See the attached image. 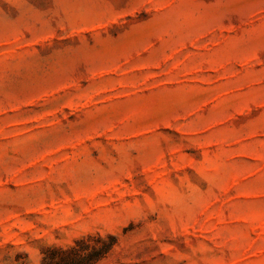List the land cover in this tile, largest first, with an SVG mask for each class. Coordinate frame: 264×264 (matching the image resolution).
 Listing matches in <instances>:
<instances>
[{"label":"rangeland","instance_id":"374dc122","mask_svg":"<svg viewBox=\"0 0 264 264\" xmlns=\"http://www.w3.org/2000/svg\"><path fill=\"white\" fill-rule=\"evenodd\" d=\"M264 264V0H0V264Z\"/></svg>","mask_w":264,"mask_h":264},{"label":"trees","instance_id":"16d2710c","mask_svg":"<svg viewBox=\"0 0 264 264\" xmlns=\"http://www.w3.org/2000/svg\"><path fill=\"white\" fill-rule=\"evenodd\" d=\"M116 243L115 236L87 237L67 250H49L44 257L47 264H96L104 259Z\"/></svg>","mask_w":264,"mask_h":264}]
</instances>
